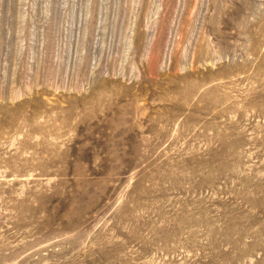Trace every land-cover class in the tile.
Here are the masks:
<instances>
[{
  "label": "rangeland",
  "instance_id": "obj_1",
  "mask_svg": "<svg viewBox=\"0 0 264 264\" xmlns=\"http://www.w3.org/2000/svg\"><path fill=\"white\" fill-rule=\"evenodd\" d=\"M0 264H264V0H0Z\"/></svg>",
  "mask_w": 264,
  "mask_h": 264
},
{
  "label": "bare ground",
  "instance_id": "obj_2",
  "mask_svg": "<svg viewBox=\"0 0 264 264\" xmlns=\"http://www.w3.org/2000/svg\"><path fill=\"white\" fill-rule=\"evenodd\" d=\"M218 230V229H217ZM250 232V231H249Z\"/></svg>",
  "mask_w": 264,
  "mask_h": 264
}]
</instances>
